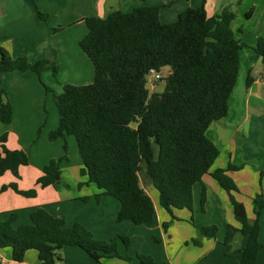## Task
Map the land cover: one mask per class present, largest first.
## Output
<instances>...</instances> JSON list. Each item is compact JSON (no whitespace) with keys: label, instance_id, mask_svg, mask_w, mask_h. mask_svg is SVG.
I'll list each match as a JSON object with an SVG mask.
<instances>
[{"label":"trees","instance_id":"16d2710c","mask_svg":"<svg viewBox=\"0 0 264 264\" xmlns=\"http://www.w3.org/2000/svg\"><path fill=\"white\" fill-rule=\"evenodd\" d=\"M161 8L159 4L138 6L128 12L113 11L106 17H85L88 33L80 46L94 65L93 82L65 84L60 93L44 83L53 93L60 117L50 137H76L83 160L81 174L105 194L120 200L118 221L132 220L135 224L155 218L142 173L147 183L159 191L160 203L169 213L174 215L175 208L194 210L193 186L210 171L220 153L207 130L228 112L243 46L232 27L236 13L229 8L209 16L204 0L201 6L186 8L177 20L168 23L161 21ZM38 15L45 20L49 17L41 11ZM255 51L264 61V37L259 38ZM57 56V51L50 49L31 62L25 56L13 57L0 47V73L31 70L41 77L45 70H52L56 76ZM165 67L170 68V73L164 90L150 92V69L161 71ZM251 82L249 76L247 86ZM4 94L2 90L0 118L10 123L14 109L11 102L4 100ZM6 141L7 134L0 136V176L8 171L19 176L20 168L29 164V156L23 149L8 148ZM64 157L52 159L37 183L58 187ZM228 169L217 168L212 175L231 194L238 191V186ZM260 175H264V168ZM8 188L26 196L37 193L36 189L21 190L15 182L4 185L2 190ZM205 197L203 188L202 202ZM232 203L240 227L229 224L225 242L241 233L246 242L238 264H257L258 251L264 248L260 241V210L256 208V218L251 222L245 204L233 197ZM15 220V213L3 219L0 212V248L11 247L18 262L29 249H36L42 264H55L62 259L60 250L64 246L77 245L97 261L120 257L137 264H165L138 251L134 255L121 254L119 243L127 248L131 244L127 235L97 239L83 224L67 226L63 217L44 207L31 213L29 224L14 227ZM168 226L169 222H165V229ZM197 230L199 235L192 242L200 245L203 237L217 235L218 226L198 225Z\"/></svg>","mask_w":264,"mask_h":264},{"label":"crops","instance_id":"0c3cea01","mask_svg":"<svg viewBox=\"0 0 264 264\" xmlns=\"http://www.w3.org/2000/svg\"><path fill=\"white\" fill-rule=\"evenodd\" d=\"M204 0H0V47L13 57L25 56L35 62L48 50L57 51L58 74L45 70L41 77L31 70L0 73V94L12 103L14 117L10 123L0 118V136L7 134L6 146L23 149L29 156V164L19 170V176L8 171L0 176V212L3 219L16 214L14 227L32 222L31 213L44 207L51 214L65 219L66 225L81 223L93 236L110 240L117 234L139 237L150 243L151 237H160L162 250L147 252L157 262L166 264H238L241 248L246 239L237 233L230 242H225L229 224L240 227L233 206L228 201V192L212 175L217 168L228 169L238 191L232 196L245 204L248 218H256L254 196L259 193L261 205L260 241L264 243V61L255 51L260 37H264V0H205L209 16L229 8L236 13L232 27L236 38L243 44L240 70L235 88L229 98L226 116L214 120L207 130L209 138L220 150L209 172L193 186L194 217L189 221L191 210L182 209V217L172 220L160 203L159 191L153 185H144L155 207L154 221L135 224L132 220H117L121 202L113 195L105 194L87 175L81 174L83 160L76 137L73 134L50 137L58 128L60 117L53 93L63 91L65 84L83 85L94 80V65L80 46L88 33L85 17H106L111 12H128L138 6L162 5L160 18L164 23L177 20L179 13L188 7H199ZM38 11L49 14L45 20ZM250 12V15L247 13ZM252 77L247 86L248 77ZM60 84L57 92L53 83ZM62 85V86H61ZM55 89V90H54ZM53 116V117H52ZM67 146V147H66ZM64 157L61 162L62 182L58 187H42L37 183L44 167L52 160ZM17 183L19 189H36L35 196H26L13 188L2 190L4 185ZM205 188V207L214 215L204 219L201 198ZM230 197V196H229ZM233 205V204H232ZM228 206L230 215L222 219L219 212ZM176 210V208L174 209ZM216 212V213H215ZM176 214V213H175ZM173 221L165 229L164 223ZM170 222V223H171ZM216 224L215 237L202 238L201 245L191 241L197 236L196 225ZM127 248L119 243L123 255H133L135 250L144 251V246ZM134 247V248H133ZM150 250L149 248H147ZM61 260L55 264H137L120 257H104L101 261L92 258L77 245H66L61 250ZM42 264L36 249H29L21 262L14 260L11 247L0 248V264ZM257 264H264V248L258 251Z\"/></svg>","mask_w":264,"mask_h":264},{"label":"rangeland","instance_id":"374dc122","mask_svg":"<svg viewBox=\"0 0 264 264\" xmlns=\"http://www.w3.org/2000/svg\"><path fill=\"white\" fill-rule=\"evenodd\" d=\"M219 14V13H218ZM53 72V71H52ZM169 73H170V68H168V67H165L162 71H161V74H162V78H160V79H157V80H154L153 78H150L149 77V79H148V83H147V87H148V89L150 90V92H162L163 90H164V88H165V85H166V76L167 75H169ZM53 85H54V87H56V90L55 91H57V92H59L61 89V87H60V84L57 86V83H53ZM62 86V85H61ZM53 117V116H52ZM141 178H142V182H143V185H146L147 184V178H146V176L142 173L141 174ZM154 187V186H153ZM154 189V191L155 192H157V190H156V188L154 187L153 188ZM230 196V197H229ZM232 192H231V194L230 193H228V197H227V199H228V201H230V205L231 206H233L232 204ZM234 198V197H233ZM256 199H257V201L259 200V193L257 192L256 193V195L254 196V203H255V209L257 208V209H259L260 210V215H261V210H262V207H261V205L256 201ZM200 204H201V209H202V212H200L199 214H198V216H200V217H202V218H204V219H210L213 215H214V212H212V211H210V213H208V211H207V209H206V207H205V201L204 202H202V199H201V201H200ZM176 213V214H175ZM191 217L189 218V221L190 222H193L194 220H195V217H194V210L193 211H191ZM216 213V212H215ZM219 214L221 215V218L223 219H226L229 215H230V210H229V208H228V206H224L223 207V210L221 211V212H219ZM168 215H169V217L174 221V220H179L180 219V217H182L181 215H182V209H176V210H174V215H172L171 213H169L168 212ZM172 221V222H173ZM171 221H169V226H171L172 225V222L170 223ZM169 226H168V228H169ZM197 226L198 225H196V229H197ZM218 226V225H217ZM218 231H219V226H218ZM218 234V233H217ZM198 230H197V236L196 237H194V238H197L198 237ZM130 238H131V241H132V245L131 246H135V245H137V246H139V248H141V245L142 246H144V248L145 249H143L144 251H140V250H135V252L136 251H138V252H141V253H146V254H149V253H147V252H155V251H158V250H162L160 247H159V245L160 244H162V241H161V238L159 237H154V236H152L151 237V242L150 243H144L143 242V240H141V238H139V237H136V238H134V237H132V236H129ZM204 238V237H203ZM192 240L193 239H191V241H187V243L189 244V242H192ZM193 243V242H192ZM196 245V244H195ZM201 245V244H200ZM149 246H150V250H148L147 248H149ZM134 248V247H133ZM135 252H134V254H135ZM133 254V255H134ZM136 261L139 263V260L138 259H136ZM163 263H165V262H163ZM166 264V263H165Z\"/></svg>","mask_w":264,"mask_h":264},{"label":"built area","instance_id":"2783aa9c","mask_svg":"<svg viewBox=\"0 0 264 264\" xmlns=\"http://www.w3.org/2000/svg\"><path fill=\"white\" fill-rule=\"evenodd\" d=\"M161 71H158L155 68H151L149 73H148V75H149L150 78H153L154 80H157V79H160L162 77ZM2 264H6L5 261H3Z\"/></svg>","mask_w":264,"mask_h":264}]
</instances>
